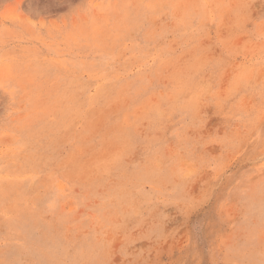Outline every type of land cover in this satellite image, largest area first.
<instances>
[{
    "label": "rangeland",
    "instance_id": "obj_1",
    "mask_svg": "<svg viewBox=\"0 0 264 264\" xmlns=\"http://www.w3.org/2000/svg\"><path fill=\"white\" fill-rule=\"evenodd\" d=\"M0 264H264V0H0Z\"/></svg>",
    "mask_w": 264,
    "mask_h": 264
}]
</instances>
